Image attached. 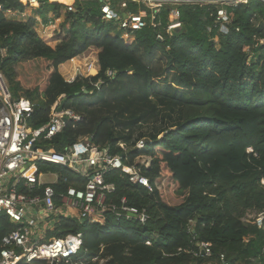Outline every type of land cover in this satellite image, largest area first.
Returning <instances> with one entry per match:
<instances>
[{
  "label": "trees",
  "instance_id": "trees-1",
  "mask_svg": "<svg viewBox=\"0 0 264 264\" xmlns=\"http://www.w3.org/2000/svg\"><path fill=\"white\" fill-rule=\"evenodd\" d=\"M53 1L39 0L37 14L60 16V3L68 0ZM119 1L113 0L114 8ZM0 6V51L6 52L1 71L13 98L35 104L30 127L45 126L62 101L82 117L45 147L63 151L91 137L97 148L122 155L126 165L151 158L148 167L138 164L151 189L133 184L121 170L105 176L114 187L105 205L120 207L125 199L146 211L145 224L108 210L103 224L62 217L49 231L48 238L82 235V249L69 264H222L221 255L229 264H264V225L255 223L264 214V3L225 6L232 19L224 34L214 5L167 3L152 19L145 3L129 0L127 11H146L148 25L129 33L134 41L128 43L115 23L102 20L98 0L77 2L75 12H65L67 35L55 47L38 35L35 17H8L27 4L0 0ZM174 9L181 27L169 34ZM91 48L99 51L98 73L65 80L61 65ZM29 60H38L41 70L26 87L16 67ZM161 116L167 127L154 125L137 148L145 135L134 139L135 128ZM38 171L59 176L51 185L56 194L78 186L67 168L40 163ZM251 213L256 217L248 220ZM18 227L0 214V251L2 239ZM201 243L209 244L210 256L201 254Z\"/></svg>",
  "mask_w": 264,
  "mask_h": 264
},
{
  "label": "built area",
  "instance_id": "built-area-1",
  "mask_svg": "<svg viewBox=\"0 0 264 264\" xmlns=\"http://www.w3.org/2000/svg\"><path fill=\"white\" fill-rule=\"evenodd\" d=\"M27 4V8H39V0H20ZM92 0H73L65 5V12H75L76 4ZM104 22H113L118 30L126 35L142 30L148 25L146 11L119 16L113 7V0H98ZM129 0H122L120 8L127 10ZM137 2L138 0H131ZM141 1V0H139ZM189 3L202 5H214L217 8V24L220 31L228 33V23L232 15L225 6L235 7L239 4H247L249 0H186ZM191 1V2H190ZM264 3V0H259ZM162 3V2H161ZM161 3L151 6L152 19L162 7ZM178 5L179 2H171ZM182 3V2H180ZM181 5V4H179ZM117 7V6H116ZM0 10L2 7L0 6ZM13 14L11 11L7 15ZM56 17L54 14L52 18ZM171 23L167 32L170 34L181 27L179 21L180 12L177 9L171 11ZM55 26L56 23L49 22ZM152 26L155 23L151 22ZM124 38V37H123ZM264 43V40L260 41ZM6 52L0 51V214H5L9 220L19 227L7 234L2 239L0 251V264H69L73 257L82 249V235L69 234L65 237L48 238L49 231L55 229L59 220L63 218L76 219L79 222L100 223L105 222V212L113 211L118 219L137 220L145 224L148 215L146 211L140 212L137 208L126 205L122 200V206L105 205L106 193L112 192V184L105 182V176L112 170H121L128 175L130 182L151 189L150 180L145 177L138 164L150 166L151 158L139 156L133 165L123 163L122 155L112 156L107 150L97 148L91 137L80 138L77 144L64 148L63 151H55L46 148L44 143L52 140L63 131L70 123L82 121V117L68 109L58 112L60 102H57L51 110L49 122L38 129L29 125V120L34 113L35 104L25 97L13 98L4 73L1 71ZM98 64V61H96ZM99 64L85 63L79 65L77 70L86 69L90 75L92 70L97 72ZM99 71V69H98ZM98 73V72H97ZM96 73V74H97ZM108 76H114L113 71H108ZM80 75H84L80 73ZM93 75V74H92ZM68 122H65L64 119ZM126 150L124 144H120ZM143 143H138L137 148L142 149ZM143 158L144 161H140ZM48 163L58 165L70 170L74 175L75 183L65 193L56 194L51 185L56 184L59 176L54 173H39L38 165ZM54 176L56 183L44 181L45 176ZM45 186L42 196L33 195L37 188ZM64 212V213H62ZM135 218H134V217ZM264 214L258 215L255 223L259 228L263 227ZM201 254L210 256L209 244H199ZM222 264H229L224 255H221Z\"/></svg>",
  "mask_w": 264,
  "mask_h": 264
},
{
  "label": "rangeland",
  "instance_id": "rangeland-1",
  "mask_svg": "<svg viewBox=\"0 0 264 264\" xmlns=\"http://www.w3.org/2000/svg\"><path fill=\"white\" fill-rule=\"evenodd\" d=\"M143 1V2H142ZM120 2L121 0L118 2L117 4V7H116V13L119 15V16H126L127 14V10H123L120 8ZM162 2V3H161ZM172 2H179V4H186V3H189L187 2L186 0H172ZM182 2V3H180ZM191 2V1H190ZM136 3H145V5H147L146 7L148 6H155V5H158L159 3H161V5H165L167 3H171V1H161V0H141V1H137ZM149 8V7H148ZM27 10L28 14H30L31 16L30 17H35L36 16V9L35 8H31V7H28L25 9V11ZM61 15L63 16L62 19L65 21V8L62 9L61 11ZM8 17H14V18H17V19H21V20H24L22 19L21 15H9L8 14ZM25 19L29 18L28 16H25L24 17ZM63 22L61 23H57L54 27L51 26V25H45L44 24V27L42 26H39L40 23L38 22V25L36 27V31L38 33V35L43 38L50 46L52 47H55L57 45V43L59 42V39L65 37L67 35V32L65 29H63V27L61 25H63ZM119 31V30H118ZM122 34V37H124V39H126V41L128 43H132L134 41V36L133 35H126V34ZM98 50L96 49H89L88 51H86L85 53H83L82 55L78 56L75 60L74 63H70L69 65V71L70 72H66V70H63V73H64V78L65 80L67 81H73L78 75H80V73H83L84 75L83 76H88L90 75L89 71H87L86 69L82 70L81 72L77 70L78 66L79 65H82V67H84V64L85 63H95V66H97V62L98 59H97V56H98ZM254 59V55L250 56V59ZM97 68V72H98V69L99 67H96ZM40 70H41V67H40V63L38 60H29V61H25V62H21L17 67H16V71H17V74H18V77L22 80L23 84L28 87V86H31L34 84V81L36 79V76L40 74ZM96 72V73H97ZM92 75V74H91ZM96 75V74H95ZM73 78V80H72ZM169 123V120L168 118H162V116L158 119L157 123L156 124H152V125H144L142 126L141 128H135L134 130V139H136L140 133H143L145 136L138 142V143H144V141H146L148 138H149V134L152 133L154 131L153 127L154 125L158 128H165L167 127ZM164 137V134L160 135L159 139L163 138ZM137 143V144H138ZM150 158V157H149ZM140 161H144L143 158H139ZM44 181H53L54 180V177L48 175V176H45V178L43 179ZM264 184V182H262ZM64 213V212H62ZM256 216L251 213L247 216V219H253L255 218ZM194 222L191 223V227H194ZM155 238H157V236H154Z\"/></svg>",
  "mask_w": 264,
  "mask_h": 264
},
{
  "label": "crops",
  "instance_id": "crops-1",
  "mask_svg": "<svg viewBox=\"0 0 264 264\" xmlns=\"http://www.w3.org/2000/svg\"><path fill=\"white\" fill-rule=\"evenodd\" d=\"M51 2L53 1V0H50ZM72 1L73 0H68V2L67 3H60V4H62V5H67V4H70V3H72ZM162 1V0H161ZM53 2H55V3H57L56 1H53ZM143 2V1H142ZM172 2V1H171ZM156 6V5H155ZM148 7H150V6H148ZM21 15L22 17V19H25L24 17L25 16H28V17H30L31 15L30 14H28V12H27V10L26 11H24L23 13H13V14H11V15ZM53 15H54V13H49L47 16H46V18H43V17H41V16H39L38 14H37V12H36V16H35V18L38 20V22L40 23V25L39 26H43L44 27V24L45 25H47V27H48V25H49V22H52V23H61V22H63L64 20L62 19V15H60V16H56V17H54V18H52L53 17ZM62 26V25H61ZM75 60H76V58L75 59H73V60H71V61H69V62H67V63H65V64H63V65H61V67H60V72H61V74L64 76V73H63V70H66L65 71V73L66 72H70L69 71V65H70V63H74L75 62ZM72 80H73V78H72ZM51 176V175H50ZM52 177H54V176H52ZM45 178V177H44ZM56 181H57V178H55L54 177V180L53 181H46V182H49V183H56Z\"/></svg>",
  "mask_w": 264,
  "mask_h": 264
},
{
  "label": "water",
  "instance_id": "water-1",
  "mask_svg": "<svg viewBox=\"0 0 264 264\" xmlns=\"http://www.w3.org/2000/svg\"><path fill=\"white\" fill-rule=\"evenodd\" d=\"M64 110V101H62L58 107V112L61 113ZM65 122H68L67 119H64ZM134 217V216H133ZM135 218V217H134Z\"/></svg>",
  "mask_w": 264,
  "mask_h": 264
},
{
  "label": "bare ground",
  "instance_id": "bare-ground-1",
  "mask_svg": "<svg viewBox=\"0 0 264 264\" xmlns=\"http://www.w3.org/2000/svg\"><path fill=\"white\" fill-rule=\"evenodd\" d=\"M162 1H172V0H162ZM91 74L95 75L96 74V71L95 70H92Z\"/></svg>",
  "mask_w": 264,
  "mask_h": 264
}]
</instances>
